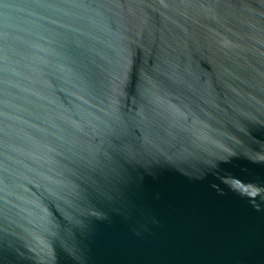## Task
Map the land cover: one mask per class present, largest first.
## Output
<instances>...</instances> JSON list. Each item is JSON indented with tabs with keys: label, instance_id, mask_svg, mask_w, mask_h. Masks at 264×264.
I'll return each mask as SVG.
<instances>
[{
	"label": "water",
	"instance_id": "obj_1",
	"mask_svg": "<svg viewBox=\"0 0 264 264\" xmlns=\"http://www.w3.org/2000/svg\"><path fill=\"white\" fill-rule=\"evenodd\" d=\"M0 264H264V0H0Z\"/></svg>",
	"mask_w": 264,
	"mask_h": 264
}]
</instances>
